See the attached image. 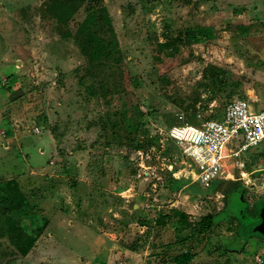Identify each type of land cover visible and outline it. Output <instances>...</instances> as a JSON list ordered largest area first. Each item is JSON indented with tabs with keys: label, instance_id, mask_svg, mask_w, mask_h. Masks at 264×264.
<instances>
[{
	"label": "rangeland",
	"instance_id": "1",
	"mask_svg": "<svg viewBox=\"0 0 264 264\" xmlns=\"http://www.w3.org/2000/svg\"><path fill=\"white\" fill-rule=\"evenodd\" d=\"M51 3L0 0V185L17 181L37 218L115 236L100 246L44 231L21 256L11 226L25 217L7 205L0 264H174L190 249L191 264H264V143L209 187L160 143L171 127L219 120L235 99L264 105V0H88L70 18ZM102 8L123 57L109 90L80 37Z\"/></svg>",
	"mask_w": 264,
	"mask_h": 264
},
{
	"label": "built area",
	"instance_id": "2",
	"mask_svg": "<svg viewBox=\"0 0 264 264\" xmlns=\"http://www.w3.org/2000/svg\"><path fill=\"white\" fill-rule=\"evenodd\" d=\"M251 104L235 99L219 120L171 127L160 143L178 146L191 162L194 182L209 187L217 179L229 178V166L241 167L243 155L264 143V108L254 110Z\"/></svg>",
	"mask_w": 264,
	"mask_h": 264
},
{
	"label": "trees",
	"instance_id": "3",
	"mask_svg": "<svg viewBox=\"0 0 264 264\" xmlns=\"http://www.w3.org/2000/svg\"><path fill=\"white\" fill-rule=\"evenodd\" d=\"M51 1V4H53L55 9L56 7L60 8V6L64 5L63 8H67V11L71 12L68 16V18H70L76 13L80 6L83 3H86L88 0ZM80 37L84 41V54L88 57L90 65L94 67L93 72L97 71L101 74L98 87L109 90L108 85L112 86L109 77L112 79V75L107 76V74H121L120 65L123 61V57L119 48V43L109 22V18L105 14V9L102 8L95 11L92 10L87 13L86 18L81 25ZM204 38L207 37H202L201 35L195 37V39L198 41H201ZM170 46V44L166 43L165 45H161L160 48L167 49ZM88 89L89 87L87 90ZM152 142L157 144V140L151 141L150 143ZM145 144V139L142 141V139L139 138L137 140L134 139L130 146L141 148ZM7 205L8 210L11 211L15 216L19 218H21V216L25 217V220L20 219L19 224L11 226V230H13L15 235L11 236L10 242L21 256H26L33 249L39 237L44 233L48 221L42 217H38V219L35 215L30 214L32 212L30 211L26 198L20 190L17 181L13 179L8 180L0 185V207H2L4 210H7ZM177 214L180 225L187 223V217L184 214L179 212ZM40 222L43 223V227L37 229V226L40 224ZM204 223L206 228H210L212 226L211 219H206ZM25 224L30 229H32V233L30 235H27L24 232ZM206 228L204 226L205 230ZM196 234H201V232H197ZM193 258L194 255L190 249L184 253L175 255L172 258V261L174 264H191ZM8 261L9 260L3 261L2 264H7Z\"/></svg>",
	"mask_w": 264,
	"mask_h": 264
},
{
	"label": "crops",
	"instance_id": "4",
	"mask_svg": "<svg viewBox=\"0 0 264 264\" xmlns=\"http://www.w3.org/2000/svg\"><path fill=\"white\" fill-rule=\"evenodd\" d=\"M243 100H246V99H243ZM246 101H249L252 103L251 105H252V108L254 110H260V109L264 108V105H260L261 101H258L257 97L252 96V97H250V99H248ZM244 158H246V157L243 155L242 159H244ZM242 159H241V161H242ZM31 174H34V172L32 171ZM243 176H244V174H243ZM48 221H49V224L45 230L44 235L41 237V240L47 241L46 239L48 236L51 238H54V237H58L57 233L58 234L66 233V234H70L71 236H75L76 238H71V239L78 241L79 244H82L83 242H87V243L91 244V242L94 240V241L101 242L100 246H102V245H106V243L107 244L111 243V241L106 242V240H107L106 238H109L108 236H115L114 232L103 231L102 229H98V231L100 230L98 233L96 231H93V233L91 235H89V229L88 228L80 227L79 224L74 223L73 221H67V220L65 221L64 217H59V218L53 219L52 221H50V220H48ZM52 228H54L55 235L52 233ZM48 230H50V232H48ZM64 238L67 239L66 236ZM90 244H89V246H90ZM113 246L117 247V245L114 242H113ZM62 249H64V251H62L64 255H68V254L72 253V249L69 250L67 247H64V248L62 247ZM117 253L118 254L113 255V257L122 254L121 250H119ZM147 263L150 264L149 261H147Z\"/></svg>",
	"mask_w": 264,
	"mask_h": 264
}]
</instances>
